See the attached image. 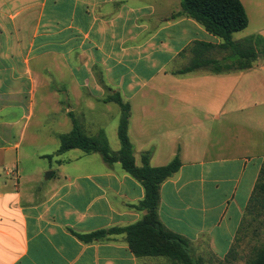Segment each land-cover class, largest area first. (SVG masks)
<instances>
[{"label": "crops", "instance_id": "1", "mask_svg": "<svg viewBox=\"0 0 264 264\" xmlns=\"http://www.w3.org/2000/svg\"><path fill=\"white\" fill-rule=\"evenodd\" d=\"M241 1L247 30L253 18L264 19L263 0ZM182 12V0H0V264H169L135 256L125 233L80 237L131 226L146 214L136 208L145 189L120 162L80 149L57 154L72 117L89 137L103 132L119 152L115 94L131 106L136 164L142 166L143 154L152 167L181 160L161 186L162 224L189 240L194 259L229 254L264 148L234 145L210 154L197 140L212 113L218 120L233 114L235 94L234 113L250 109L254 116L258 103L247 105L248 85L262 83L246 75L257 61L228 74L178 73L190 64L183 66L193 44L222 43ZM254 32L264 37V23ZM42 88L40 113L57 122L50 132L59 168L45 178L47 171L29 173L19 160Z\"/></svg>", "mask_w": 264, "mask_h": 264}, {"label": "trees", "instance_id": "2", "mask_svg": "<svg viewBox=\"0 0 264 264\" xmlns=\"http://www.w3.org/2000/svg\"><path fill=\"white\" fill-rule=\"evenodd\" d=\"M183 14L200 23L209 33L220 38L219 45L198 42L191 46L193 57L190 64L178 73L185 74L199 69H206L213 74H228L252 69L259 58H264V37L252 35L241 41H234L233 35L244 31L249 26V17L241 0H182ZM214 52L227 53L224 61L213 58ZM229 58V60H228ZM110 101L121 107V119L118 137L121 143L119 152H113L103 132L98 136H87L78 122L73 118V129L60 137V148L57 154L73 149L85 153H99L108 164L120 162L123 169L142 183L145 198L136 206L146 211L143 219L125 228L101 230L89 235L80 236L91 242L113 234H126V241L137 257H163L169 264H203L201 259L195 260L191 255L190 242L185 237L168 230L158 215L160 190L162 184L181 168V160L177 156L172 162L161 167L150 165L149 154L142 155V166L135 162L133 144L129 138V121L131 106L125 103L119 94ZM51 158V156H48ZM264 169L262 168L254 188L247 211L261 205L264 193ZM232 248L223 262L230 264L235 260ZM245 264H264V244L246 261Z\"/></svg>", "mask_w": 264, "mask_h": 264}, {"label": "rangeland", "instance_id": "3", "mask_svg": "<svg viewBox=\"0 0 264 264\" xmlns=\"http://www.w3.org/2000/svg\"><path fill=\"white\" fill-rule=\"evenodd\" d=\"M264 5V0H263ZM264 23V19L253 18L250 27L234 35V41H241L253 35L256 29H258ZM213 58L224 61L229 56L227 53L214 52ZM229 60V58H228ZM183 66L188 65L189 59L184 61ZM255 68L246 72V75L253 80H257L262 85L250 86L248 85L249 100L248 106L258 103L257 109H254V116H250V109L246 111L245 115L237 112V105H240V98L237 94L233 95L232 110L233 114L228 117L225 116L218 120L215 117L217 113H212L208 120H205L208 128L205 132H201L198 137V144L200 149H208L210 154L223 151L232 146H239V148L255 150L260 146L264 148V132L260 129H264V58H259L256 62ZM47 91L40 89L36 102H35V115L33 120L28 126L25 139L22 147L19 151V160L21 167L29 173H42L45 175L52 170L59 169L56 164L55 151L57 146H53L51 137V128L56 125L57 122L53 121V118L46 117L40 113L41 104L44 101L42 96ZM215 117V118H214ZM71 126V124H68ZM110 147V146H109ZM112 150V148L110 147ZM113 151V150H112ZM202 151V150H201ZM47 155V157H41ZM51 156V158H48ZM264 169V166H263ZM58 171V170H57ZM264 180V179H263ZM262 203L254 212L247 211L245 219L241 226V229L237 235V239L233 245L235 250V260L230 264H245L246 261L264 244V193ZM197 260V259H195ZM203 264H220L223 260L216 259L215 257H201Z\"/></svg>", "mask_w": 264, "mask_h": 264}]
</instances>
